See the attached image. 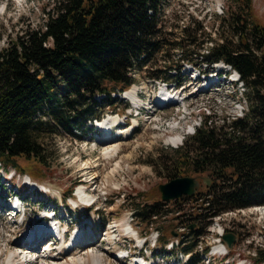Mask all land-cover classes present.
I'll return each mask as SVG.
<instances>
[{
	"label": "rangeland",
	"instance_id": "1",
	"mask_svg": "<svg viewBox=\"0 0 264 264\" xmlns=\"http://www.w3.org/2000/svg\"><path fill=\"white\" fill-rule=\"evenodd\" d=\"M56 1L59 0H0V48L6 47L9 41L17 38L25 30L40 28L46 18V12L53 7ZM251 4L264 26V0H251ZM161 6L162 10L157 16L158 22L165 26L164 28L161 26L163 31L171 35H164L161 38L163 39L162 50L155 55L150 63L145 64L144 68L139 69L136 67L128 74L130 83H133L132 87L137 86L139 89L140 103H143L148 111L149 107L152 106L150 108L152 114L142 111L141 115L135 118L136 120L131 121V127L120 126L114 129L113 136L115 135L118 138L117 141H114L111 145H106V147L99 143L96 146L97 141L102 138L103 132L89 129L93 125V119L100 117V121H102L108 116H118L115 114L120 116L127 114L130 111L129 103L122 100L117 93L112 94V97L117 96V99L111 105L102 102L103 95H96L93 99H96L97 104L92 108H88L87 112L88 117H92L91 122L76 128L74 126L80 124L84 117V114H81L82 109L87 108L89 102L83 99L73 100V96L67 95L61 85L56 92L61 101L51 107L47 105L44 108V113L38 115L39 123L43 124L39 126L36 138L44 148L46 165L43 178H33V181L40 186H44V190L48 193L32 192L33 195H31L30 191L26 190L24 193L23 187H20V198L24 202L27 218L26 223L21 227L15 224L13 217L7 218L1 215L0 212V264H22L23 257L19 254L22 252L18 251V248H15L12 243L21 230H26L25 228L28 227L33 229L37 226L39 220L36 222L35 220L42 215V211H46L47 207L55 209L56 212L58 209L57 216L61 219L60 223L63 226L70 227V231L76 232L82 229L81 231L84 232L86 239L91 236L89 241L90 245L93 244L91 248L83 251L86 248L83 246L84 240L74 252L83 257L82 260L86 264L93 263V256H90L88 251H96L98 248L107 251L97 255L98 260H102L104 264H130L113 258L115 253L118 255V250L121 248L128 249L130 247L134 257L138 254L142 255V252H138L134 248L133 240L135 238L125 232L129 225L137 232L138 236L144 238V240L148 239V245L152 249L146 251L145 257H154L155 251L166 254L165 245L170 241V232L175 230L181 222V218L174 214L176 210L173 212L161 210L160 214L148 223L135 218L132 215V210L140 209L144 204H153L154 202L153 200L146 201L139 197L137 193L148 191L147 195L150 196L158 185L172 179V168L177 157L182 153L185 154L189 147L194 145L193 141L189 139L191 137L189 132L192 131L193 127L196 130L201 126V121L204 119V116H202L204 108L215 116L211 125L219 127L222 125L223 118L228 122L231 121L228 118L233 104L241 100L243 94L241 93V85H238V82H231L233 72L230 71L229 73V69L225 67L226 70L220 74V82L216 84L214 90L191 97L190 95L198 89L199 84L197 85V81L190 78L191 74L194 73V67L187 60L195 62L193 59L199 56L192 55L188 56L187 59L183 57L186 60L181 61L175 51H168L172 43L184 38L181 35L183 34L181 33V27L188 26L191 20L200 23L203 27L202 30L210 35L211 41L214 42L213 45L228 41L231 45L236 46L237 40L235 37L229 33L228 29L219 26L218 23L228 14L229 10H238V5L232 3L231 0H162ZM173 25L175 28H173ZM205 36L199 35L197 41L189 49H195V47H199L195 51L204 49L203 47L207 42ZM186 44L187 42L183 43V45ZM168 53L172 54L167 56ZM182 62L187 63L180 74L185 88L182 95L184 97L189 96V98L185 99L184 104L179 107H170L163 110L153 107L149 103L154 100V97L156 100L160 93L155 96L159 89L154 90L152 80L148 77L150 71H163L169 64ZM219 64L209 66L203 63L197 68L200 70L208 69L207 77H215L216 66H219ZM225 73L226 77L223 76ZM162 75L163 73L160 74V76ZM197 80L199 82L203 81L201 79ZM106 85L107 87L113 86L110 83H106ZM115 87L118 89L123 88L121 84ZM70 105H73L74 109ZM176 109H179L178 114H176ZM182 114L184 119L179 120L178 117L182 118ZM76 118L77 122H75ZM123 120L126 121L125 118ZM178 121L179 125H177ZM126 122L130 123L128 120ZM137 122L139 126L129 136L128 133H119V131L130 130ZM122 127H125V129H120ZM84 130L87 131V134L82 135ZM171 134L174 135L168 136ZM177 134L186 135L185 139L178 149H170L171 147L166 146L164 143H171L170 139L177 136ZM115 144L119 147L118 152L105 156ZM190 155L195 156V152L190 150ZM8 170H12V168L1 169L0 173ZM192 174V172H189V175ZM8 176L10 174H7L6 177ZM199 176L206 178L207 175L204 173L199 174ZM195 178L200 182L198 177ZM21 179V177H18L14 180V185L18 186ZM230 183L232 184V182ZM230 183L222 180L214 181L218 190L220 187H229ZM6 185L3 192L9 194V184ZM69 188H72L73 195L71 197L73 198L75 197L74 189L79 198V189L87 188L90 198L94 197L97 200L96 205L90 211L86 210L88 219L85 221L89 222L88 226H82L74 220L75 217L80 218L82 210L85 208H82L81 205L78 209L75 208V203L70 199L63 202V196H66ZM197 190L199 193H205L204 184L200 183ZM98 197L100 199H97ZM79 201L81 202L80 199ZM76 202L79 204L78 201ZM6 207L8 208V205ZM186 209L188 208H185V213H188ZM61 211L66 215L62 214ZM227 213L230 214L224 215L220 220L221 226L225 230L236 233L238 240L232 246L227 257L221 255L222 251L211 257L212 263L253 264V257L257 254V250L264 249V208L262 203H256L238 211ZM29 221H31L30 224L27 223ZM194 225H196L195 230L200 231V234L202 233L199 238L205 241L204 246L208 248L215 246L214 250L220 246L217 243L218 237L215 233L208 231L210 225H207V219L196 221ZM30 229L28 230L31 231ZM211 229L210 227L209 230L211 231ZM81 231L80 233H82ZM156 232H158L159 238L152 247V238H154ZM22 233L24 232H20V234ZM113 237L119 240L113 243ZM215 237L216 240H214ZM216 245L218 246L216 247ZM69 254V252L66 251L65 253L63 251L58 257L60 261L57 260L58 262L55 264H65L66 261L78 257L70 258ZM49 256L55 258L58 255L53 253ZM170 260L171 256L168 255L160 264H169ZM40 261L42 262V259L38 260V262ZM41 264H54V262L53 260H47V262Z\"/></svg>",
	"mask_w": 264,
	"mask_h": 264
},
{
	"label": "trees",
	"instance_id": "2",
	"mask_svg": "<svg viewBox=\"0 0 264 264\" xmlns=\"http://www.w3.org/2000/svg\"><path fill=\"white\" fill-rule=\"evenodd\" d=\"M161 1L59 0L46 12L40 28L25 30L0 48V165L4 169L43 178L46 158L36 138L43 124L38 115L47 105L61 101L56 94L61 85L73 100L89 102L76 128L92 120L87 112L97 104L95 95L104 94L103 103L112 104L111 92L120 91L115 86L121 84L124 89L130 85L128 72L153 60L162 50L161 38L171 35L163 31L161 26H165L157 19ZM231 2L239 9L229 10L218 24L235 37L236 46L224 41L207 53L206 49L195 51L199 47L189 49L199 35L211 39L198 21L191 20L181 27L184 38L168 49L185 58L199 54L208 65L222 61L238 73L246 88V117L232 123L224 121L219 127L204 121L190 138L194 145L177 157L172 168V178L191 171L210 172L216 176L215 181L232 182L219 190L215 184L210 187L211 205L218 211L264 202V26L251 0ZM143 54L145 57L140 59ZM180 68L178 64L169 65L149 75L160 78L161 72L167 79L171 69L179 73ZM106 83L113 86L107 87ZM147 193L137 195L153 200V204L132 211L143 222L157 215L161 201L157 189L150 196ZM71 196L69 188L66 197ZM261 263L264 249H258L253 257V264Z\"/></svg>",
	"mask_w": 264,
	"mask_h": 264
},
{
	"label": "bare ground",
	"instance_id": "3",
	"mask_svg": "<svg viewBox=\"0 0 264 264\" xmlns=\"http://www.w3.org/2000/svg\"><path fill=\"white\" fill-rule=\"evenodd\" d=\"M225 67L224 65H222V63H220L219 64V66H217V67H219V68H221V67ZM196 73V72H195ZM233 77H236V75H234L233 74ZM161 90V92H160V95L159 96H157L156 97V100L155 101H157L158 103H165V102H168V101H172V100H175V101H183V99L180 97V95H177V94H174V95H172V94H170V93H167L166 92V90H164L163 88H161L160 89ZM137 92H138V88H137V86H131L130 88H128L126 91H125V93H124V98L126 99V100H128L130 103H132L134 106H136V105H139V103H140V100H139V98L137 97ZM153 103H155V102H153ZM119 116V115H118ZM118 116H108L107 118H104L102 121H97L96 123H97V128L100 130V131H102L103 133H102V138L100 139V140H98L97 141V143H96V146L98 145V143L100 144V145H103V146H105L106 147V145L108 146V145H111L114 141H117L118 140V138H116L115 137V135L113 136V133H111V127H113V126H115L116 124H119L120 122H121V118L120 117H118ZM132 126V125H131ZM130 126V127H131ZM189 130V129H188ZM129 131L130 130H128V131H125V132H122V131H119V133H124V134H127V133H129ZM189 133H191V132H189ZM184 139H185V136L183 135V134H181V135H178L177 134V136H175V137H172L171 139H170V142L172 143V145H180L181 143H183V141H184ZM117 144V143H116ZM114 145L113 147H112V150H108V152L105 154V156H109V155H111V154H114V153H117L118 152V150H119V147L117 146V145ZM108 149H109V147H108ZM27 180V179H26ZM31 183H32V181H30ZM34 183V182H33ZM32 183V184H33ZM33 185H36L35 183L33 184ZM78 196H79V199L81 200V201H88V200H90L91 198H90V196L88 195V194H86V192L85 191H83V189H79V192H78ZM4 207V206H3ZM6 207V206H5ZM4 209V208H3ZM8 210H10V209H8ZM8 218H12V216H9ZM14 218V217H13ZM43 221V219H41V220H39V222H38V224H37V226L35 227V228H33V229H30L31 231H29V230H27V231H25L24 233H22V234H20V237H16L15 238V240L13 241V243H12V245L15 247V248H18V251H22V250H25V247H24V243L26 242V240H23L24 238L26 239H30V238H33L34 237V239L37 237V236H40V235H43V234H45V233H47V229H48V226H46V224L47 225H49L47 222H42ZM82 232V231H81ZM128 235H130V236H133L136 240V242L138 243V244H140V240H139V237H138V234H137V232H135V230L131 227V225H129L127 228H126V231H125ZM80 231H76L75 233H74V235L72 236V239H71V241H73V242H75V241H77V240H79L80 239ZM82 235H83V232L81 233ZM89 238L88 239H85V242H84V245L83 246H85L86 248L83 250V251H85L86 249H89V248H91V246L93 245V244H89V241H90V238H91V236H88ZM138 238V239H137ZM34 239H32V240H34ZM88 243V244H87ZM86 244V245H85ZM218 246V245H217ZM216 246V247H217ZM65 247H67L65 244H62L61 245V248H62V251H61V253L63 252V250L65 249ZM36 248H37V246H33V247H30L29 249L30 250H32L33 252H37V250H36ZM44 249H46V248H44ZM215 250H220V251H222L223 250V245H220L219 247H217V248H215ZM106 253L107 251H105V250H100L99 248L96 250V251H91V252H89L88 251V254H90V256L92 255L93 257H92V259H93V263L92 264H104L103 263V261L102 260H98V257H97V255L100 253ZM61 253H59V254H55V255H58L57 257H55V258H51L49 255H44V254H42V255H39V256H37V259L39 260V259H42V262L40 261V262H38V260H37V263H43V262H47V260H53V262H54V264L56 263V262H58V261H60V260H58V257H59V255H61ZM20 254V256L21 257H23V262H22V264H37L36 263V261L35 262H30V260L29 259H27V256L26 255H24V254H22V253H19ZM79 254V253H78ZM51 255V254H50ZM76 256H78L77 255V253H73V254H69V257L70 258H72V257H76ZM119 256H121V254L120 253H118V255L117 256H113V258L114 259H116V260H118V261H120L121 262V260L120 259H117V257H119ZM25 258H26V260H25ZM82 258L83 257H81V256H78L77 258H75V259H72V260H69V261H66L65 262V264H86L83 260H82ZM58 260V261H57Z\"/></svg>",
	"mask_w": 264,
	"mask_h": 264
},
{
	"label": "water",
	"instance_id": "4",
	"mask_svg": "<svg viewBox=\"0 0 264 264\" xmlns=\"http://www.w3.org/2000/svg\"><path fill=\"white\" fill-rule=\"evenodd\" d=\"M206 185L209 184L207 180ZM199 183L193 177H177L171 179L165 184H160L158 190L160 192L161 200L170 201L177 199L183 195L192 196L195 190L198 188ZM190 228H193L191 226ZM222 241L224 242L227 248H231L234 243L237 241V236L234 233L227 232L222 236Z\"/></svg>",
	"mask_w": 264,
	"mask_h": 264
},
{
	"label": "built area",
	"instance_id": "5",
	"mask_svg": "<svg viewBox=\"0 0 264 264\" xmlns=\"http://www.w3.org/2000/svg\"><path fill=\"white\" fill-rule=\"evenodd\" d=\"M209 45L212 46L211 43H209ZM246 111H247V104H246L245 100L242 99V100L236 101L232 107L231 120H237L239 118H242ZM229 214L230 213H224L223 215L227 216ZM220 219H221V217H217V218H215V220H213V222L210 226L212 228L211 229L212 233H217L219 235L221 234L222 228H221ZM218 241H219V239H218ZM197 248H198L200 253H202L204 251L202 244H199L197 246ZM212 249H213V246L210 248V251L208 252L207 256L213 257L215 255V252ZM179 257H182V255H179ZM209 260L210 259L207 258L205 262L208 263Z\"/></svg>",
	"mask_w": 264,
	"mask_h": 264
}]
</instances>
